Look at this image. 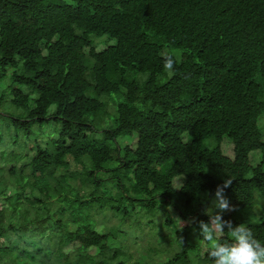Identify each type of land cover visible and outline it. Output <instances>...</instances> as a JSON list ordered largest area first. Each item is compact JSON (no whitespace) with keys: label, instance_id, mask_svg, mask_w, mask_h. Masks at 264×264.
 <instances>
[{"label":"trees","instance_id":"1","mask_svg":"<svg viewBox=\"0 0 264 264\" xmlns=\"http://www.w3.org/2000/svg\"><path fill=\"white\" fill-rule=\"evenodd\" d=\"M0 92V264H127L134 216L176 250L154 264H213L196 223L160 232L168 207L207 222L226 178L223 219L264 244V0H0Z\"/></svg>","mask_w":264,"mask_h":264},{"label":"rangeland","instance_id":"2","mask_svg":"<svg viewBox=\"0 0 264 264\" xmlns=\"http://www.w3.org/2000/svg\"><path fill=\"white\" fill-rule=\"evenodd\" d=\"M105 48V44L97 41V51H100ZM166 55V51L163 52V56ZM1 94V92H0ZM3 107V108H2ZM1 112L4 113V111L7 110L6 107L1 106ZM10 112H14L13 109L9 110ZM52 111V108L49 110V112ZM17 113V112H14ZM259 126H262L261 120L259 121ZM1 133V130H0ZM39 142V141H38ZM136 140L133 139L129 145L133 148L135 146ZM222 149L226 156L233 158V145L229 141H225L222 143ZM34 155V152H31L29 154V157H32ZM261 153L260 152H254L250 154V165L256 166L261 163ZM4 161L0 158V167L3 166ZM183 184V181L181 179H176L173 181V187L175 191H178L181 185ZM28 190L25 191L24 195L27 196ZM7 194L13 193V187L11 185L7 188ZM259 197V195H256V199ZM205 202H207V199H205ZM260 204V209H258V205ZM230 205H232L230 203ZM258 205L254 208V215H257V210L260 214H264V202L261 206V203L258 202ZM211 206V200L207 203V207ZM138 211V208L136 209ZM230 213L231 211H227ZM168 217L170 220V224L163 226L161 234H166L169 239L176 240L175 233L171 232L174 229H183L188 228L191 225H193L196 221V218H189L188 220H183V218L180 216L179 212L172 208H167ZM166 217H162V215L157 218L163 221V219ZM209 220V219H208ZM189 221H193V223L189 224ZM122 223V229L127 230L128 233L126 235H120L116 238V241L119 243L120 250L124 252L129 258L127 260V264H134L135 261H137L140 258H145V262L150 263H158L159 261H163L166 256L171 255L172 253L176 252L175 248L171 249L169 247L171 242L166 239L160 245L157 243L159 236H158V227H155L152 224H146V220L142 219L138 216H134L133 220L126 219ZM118 223V220L115 217H109V219H103L101 215H98L96 217V230L99 233L107 231L109 227H113ZM134 234V235H133ZM112 241L111 239H109ZM78 247L77 243H72L66 247L63 248V252L65 254H71L73 253ZM151 250V251H150ZM206 251V246L204 241L201 242L199 246V253L203 256ZM171 252V253H170ZM99 253L97 248H90L88 250V254L91 256H98Z\"/></svg>","mask_w":264,"mask_h":264},{"label":"clouds","instance_id":"3","mask_svg":"<svg viewBox=\"0 0 264 264\" xmlns=\"http://www.w3.org/2000/svg\"><path fill=\"white\" fill-rule=\"evenodd\" d=\"M176 63L173 55L164 56L163 67L169 76L174 74ZM232 182L231 178H226L222 184L216 186L214 197H211V206L203 210L209 220L195 221L199 237L211 242L208 254L213 259V264H264V244L254 237L251 229L245 223L234 226L232 221L224 220L222 217L224 211L234 210V206L230 205L225 195V189L230 187ZM216 209L220 211L217 212ZM188 223L191 224L193 221ZM193 231L196 232L197 229L194 228ZM225 232L231 238V242L219 243Z\"/></svg>","mask_w":264,"mask_h":264}]
</instances>
